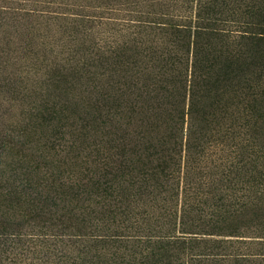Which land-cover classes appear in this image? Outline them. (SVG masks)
<instances>
[{
	"label": "trees",
	"instance_id": "1",
	"mask_svg": "<svg viewBox=\"0 0 264 264\" xmlns=\"http://www.w3.org/2000/svg\"><path fill=\"white\" fill-rule=\"evenodd\" d=\"M142 1L105 6L115 14L125 11L120 24L138 34L109 49L110 84L117 90L119 77L128 76L131 65L147 61L160 97L166 92L170 100H162L131 127L122 117L129 110L116 95L108 97L117 98L110 100L105 122L115 142V159L105 164L112 179L98 180L93 187L107 185L111 190L98 195L108 201L121 197L128 215L134 195L141 201L144 195L153 196L163 202L164 220L146 229L117 226L90 235L71 224L79 232V245L66 244L68 253H54L58 241L72 233L27 236L20 223L9 232L14 223L9 217L16 213L0 210V251L5 256L0 264H15L16 259L19 264H212L215 258L264 255V0ZM76 14L81 20L89 16ZM48 103L45 97L43 110L51 112L44 111L42 120L56 118ZM206 156H212L210 164ZM34 170L27 169L12 188L1 183L0 196L16 195V202L23 197L30 205L26 213L42 219L68 193L58 191L65 180L48 171L27 192ZM68 197L62 199H77ZM87 207L82 205L81 211ZM216 236L257 245L260 251L221 252L224 247L215 242L227 240L212 238ZM33 243L55 255H42L36 262L25 257Z\"/></svg>",
	"mask_w": 264,
	"mask_h": 264
},
{
	"label": "rangeland",
	"instance_id": "2",
	"mask_svg": "<svg viewBox=\"0 0 264 264\" xmlns=\"http://www.w3.org/2000/svg\"><path fill=\"white\" fill-rule=\"evenodd\" d=\"M119 1L0 0V184L12 188L27 169L35 168L31 172L33 182L29 181L31 189H26L27 192L35 190L48 171L65 180L58 191L68 193L60 195L61 199L43 213L42 219H33V214H27L30 205L23 197L16 202L13 194L10 199L0 196V210L16 213L15 217H9L14 221L9 232L15 228L14 224L20 223L27 236L32 232L72 233L58 241L52 249L54 253L61 249L68 253V246L79 245V232L71 224L90 235L112 232L117 226L146 229L164 220L160 214L163 202L159 203L153 196L144 195L141 201L140 195H134L128 215L124 213L126 202L121 197L108 201L106 195L105 198L98 195V191L111 190L107 185L93 187L98 180L112 179L105 164L114 158L115 142L108 135L105 122L110 100L117 98L108 97L116 95L129 110L122 117L133 123L131 127L145 119L162 100H170L166 92L160 97L162 92L155 83L157 77L151 78L147 61L131 65L128 76L119 77L117 90L112 89L109 49L138 36L133 28L120 24L125 11L115 14L105 9L107 3L121 7ZM98 4L104 5L94 7ZM126 4L123 2L122 7ZM78 11L89 16L81 20L76 14ZM45 97H49L48 106L55 107L56 118L52 120L40 118L42 114L46 116L44 111L51 112L43 110ZM211 157H207L209 164ZM70 195L77 199L70 202L62 199ZM82 205L88 206L87 212L81 211ZM212 238L227 240L215 242L224 247L221 252H233L237 248L239 252L260 251L257 245L228 242L230 239L220 236ZM39 246L33 243L25 257L36 262L42 255L44 258L55 255ZM4 258L0 251V260ZM217 259L211 263L264 264V255ZM16 261L19 264L21 260Z\"/></svg>",
	"mask_w": 264,
	"mask_h": 264
}]
</instances>
